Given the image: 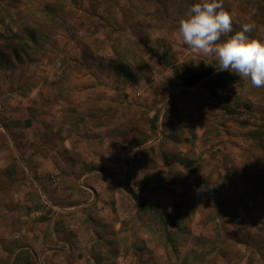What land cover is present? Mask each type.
<instances>
[{
	"label": "rangeland",
	"instance_id": "1",
	"mask_svg": "<svg viewBox=\"0 0 264 264\" xmlns=\"http://www.w3.org/2000/svg\"><path fill=\"white\" fill-rule=\"evenodd\" d=\"M199 2L0 0V264H264V87L183 43Z\"/></svg>",
	"mask_w": 264,
	"mask_h": 264
},
{
	"label": "clouds",
	"instance_id": "2",
	"mask_svg": "<svg viewBox=\"0 0 264 264\" xmlns=\"http://www.w3.org/2000/svg\"><path fill=\"white\" fill-rule=\"evenodd\" d=\"M235 16L223 9V0H200L180 20L178 33L192 52L215 57L217 71L235 73L255 88L264 87V39L247 35L256 27L254 23L241 24L233 33Z\"/></svg>",
	"mask_w": 264,
	"mask_h": 264
}]
</instances>
